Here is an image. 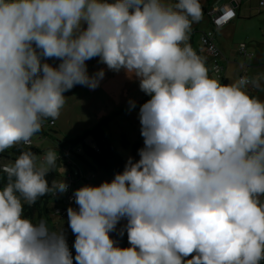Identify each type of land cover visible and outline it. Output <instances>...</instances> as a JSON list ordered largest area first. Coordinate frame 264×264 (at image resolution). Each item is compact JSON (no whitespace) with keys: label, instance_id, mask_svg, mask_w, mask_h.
<instances>
[{"label":"clouds","instance_id":"clouds-1","mask_svg":"<svg viewBox=\"0 0 264 264\" xmlns=\"http://www.w3.org/2000/svg\"><path fill=\"white\" fill-rule=\"evenodd\" d=\"M201 17L200 0H0V153L31 146L59 118L66 91L99 86L104 70L90 76L86 64L94 57L151 97L139 111L140 159L74 192L75 257L62 230L24 215L25 204L67 191L46 179L57 151L22 150L0 164V264L264 260V101L249 91L264 90V73L230 84L210 77L188 43ZM122 218L127 248L110 237Z\"/></svg>","mask_w":264,"mask_h":264},{"label":"rangeland","instance_id":"rangeland-1","mask_svg":"<svg viewBox=\"0 0 264 264\" xmlns=\"http://www.w3.org/2000/svg\"><path fill=\"white\" fill-rule=\"evenodd\" d=\"M203 6L211 5L216 0H200ZM244 1V0H243ZM114 2V1H112ZM172 3L174 0H166ZM247 7L253 8V11H258L257 0H250L242 2V9ZM257 17L244 19L238 23L237 27L231 30L230 36H226L225 42L218 39V33H215V41H218L225 59L230 63L224 73V78L227 84L234 82L242 75H255L264 73V46L257 45V41L264 43V17L263 14H256ZM241 20V19H237ZM86 28V24L83 25ZM251 37V38H249ZM244 43L247 51L252 53L253 58L250 61H245L250 69L249 74L244 73L243 60L236 55L237 45ZM199 44L197 51L199 50ZM234 53H232V51ZM261 51L262 54H261ZM260 54V60H254L255 55ZM256 55V56H257ZM45 62L56 67L61 62L58 59H48ZM89 75H93L99 70H104V76L99 82V86L95 89H90L87 86L76 85L71 90L64 93L66 102L61 109L58 119L53 121L54 125H48L47 121L43 126L45 135H34L32 137V146L40 151L42 155L49 148L57 151L59 161L57 173L60 178L56 181H61L65 174L70 170L75 169L74 166L67 165L68 159L65 154L68 149V142L80 136L85 130L92 128L101 121H105L102 128L109 137L110 142L121 157L124 168L119 173H122L128 162L129 157L133 161L140 159L139 150L144 147V138L141 135V124L139 119V111L141 105L147 102L151 97L141 91L139 87V80L137 78L129 77L124 70L119 72L111 71L107 66L100 62L99 57H94L86 61ZM246 68V69H247ZM209 76L216 78L209 69ZM218 79V78H216ZM220 82V79H218ZM250 94L258 97L264 101V90L249 89ZM134 102V103H133ZM126 136L128 145L123 146L120 143V135ZM137 142L136 147H134ZM80 147V144L78 145ZM60 150V151H59ZM9 158H2L0 163H10ZM73 162L80 167L85 181L80 182V188L85 185L99 186L104 182H111L116 174H106L103 171H91L79 159L70 155ZM41 219L48 223L51 230L59 231L63 221L53 215H42L38 218L37 215L32 217L33 223H38ZM127 225V218H122L116 225L113 232L120 233ZM63 231V230H62ZM117 241L116 239H113Z\"/></svg>","mask_w":264,"mask_h":264},{"label":"trees","instance_id":"trees-1","mask_svg":"<svg viewBox=\"0 0 264 264\" xmlns=\"http://www.w3.org/2000/svg\"><path fill=\"white\" fill-rule=\"evenodd\" d=\"M201 8H202V15L207 13L206 7L203 6L202 4H201ZM191 37L192 34L189 35V39H191ZM49 121H51V119L47 120V123ZM104 122L105 121L99 122L98 124L94 125L92 128L85 130L80 136L68 142L69 147L67 149L68 155L66 156V159L70 161L71 163V165H69L70 167L74 166L76 169L79 170L80 174L77 177L78 179L76 182L77 184H80V182H83L85 180L82 177L83 174L82 171L80 170V167L77 166L75 162H73L70 155L81 160L86 165V167L93 172L103 171L106 174H118L124 168V163L121 157L115 150L114 146L110 142L109 137L106 135V133L102 128ZM36 135H45L44 128L42 127L41 131ZM120 143L123 146L128 145L126 136L124 134L120 135ZM79 144L80 147L78 146ZM136 145L137 142H135L134 147H136ZM77 148H79L81 152H77L76 151ZM22 150L25 151L31 150L32 152L38 155L40 154V151L33 146L26 147L24 145H19L14 148L6 149L4 152L0 153V160L2 158H9V155L11 154L10 159L12 160V162H14V160ZM60 160H62L61 157H59V159L57 160V168L59 167ZM57 168L55 171L49 172L46 176V179L48 180L50 185L53 182V180H56V178H60V175L57 173ZM6 182H7L6 174L0 172V189H2V187ZM77 189L79 188L76 187L74 190L76 191ZM52 198H53V194H46L45 196L40 197L36 201V203L32 206H28L27 204H25L24 215L30 219H32L34 215H37L38 218L42 217V215H49V214L55 216L54 203L52 201ZM123 232H124L123 236H121L119 232L118 233L111 232L110 237L112 239L117 240V246L121 248L130 247L131 245L129 244L127 238L126 228L123 229ZM75 254L76 253L72 254V256L75 257ZM73 264H76L75 259H73Z\"/></svg>","mask_w":264,"mask_h":264},{"label":"built area","instance_id":"built-area-1","mask_svg":"<svg viewBox=\"0 0 264 264\" xmlns=\"http://www.w3.org/2000/svg\"><path fill=\"white\" fill-rule=\"evenodd\" d=\"M257 6L259 13L263 14L264 17V0H257ZM207 14L210 16L213 30H207L200 34L198 54L211 58L215 64V72L220 74L222 71V67L218 65L217 60L220 58L221 53L214 42V30L226 25L236 15L235 12L232 10L231 5L228 2H222L216 8L207 11ZM236 52L238 56L243 59L250 58L253 55L252 53L247 51L246 46L244 44L237 45ZM48 124L51 126L54 125L52 120L49 121ZM26 147H30V146H26ZM76 151L81 152L79 148H77ZM67 155L68 154L66 152L65 158ZM67 165H71L69 160L67 162ZM79 174H80L79 170L76 168L66 173L65 177L61 178V180H64L67 183L68 185L67 191L64 193H55L53 194V198H52V201L54 203V214L63 221V224L61 225L62 226L61 229L63 230L66 236L68 248L71 251V254L75 253L74 242L76 237L73 234L71 228L68 226L67 209L69 207H72L73 209H78L79 207L75 203V197H74V192H75L74 189L76 187L80 188V184L76 183ZM261 199L264 200V197H262ZM259 264H264V260H261Z\"/></svg>","mask_w":264,"mask_h":264},{"label":"crops","instance_id":"crops-1","mask_svg":"<svg viewBox=\"0 0 264 264\" xmlns=\"http://www.w3.org/2000/svg\"><path fill=\"white\" fill-rule=\"evenodd\" d=\"M112 1H114V0H110V2H112ZM244 1H250V0H244ZM244 1L243 0H216L213 4L206 6V10L209 11L210 9L216 8L222 2H228L231 5L232 10L235 12V15H236L226 25L214 30V37H215V33H218V39L225 42L226 36H228V37L230 36V33H232L231 30L234 29L235 27H237V25H238V23H240V21L244 20L245 18L249 19L251 17H257L256 14L258 15V12H256V11L254 12L253 8H251V7H247L245 9L241 8L242 2H244ZM233 2H236V5L235 4L233 5ZM237 19H241V20H237ZM207 30H213V26H212V23L210 20V16L207 13H205L202 15V17L198 23H194L192 25V30L190 33V34H192V37H191V39L188 40V43L191 45V47L197 53V55L200 56L204 60L205 65L209 69V71L212 74L216 75V78L220 79V83L221 84H227V80L224 78V73H225V70L227 69V65H229L230 63L225 59L224 52H223L219 42L215 41V38H214V42L217 45V48L219 49V51L221 53L220 58L217 60L218 65L222 67V71L220 74L215 72V64L211 58H208V57H205V56L198 54L197 47L199 44V41H198L199 40V34L202 32H205ZM249 38H251V37H249ZM255 40L257 42V45H254V46H264V43L257 41V39H255ZM240 44H244V43H240ZM262 52L263 51H261V54H262ZM232 53H233V51H232ZM234 53H235V51H234ZM236 55L238 56L237 52H236ZM256 55H257V53H256ZM256 55H255L254 60H260V57L262 55L261 56H260V54H258L257 56ZM252 58H253V56H251L250 58H245V59L241 58L243 60L244 73L249 74L251 68L245 64V61L248 60V61H250V64H251V61H253V60H251ZM247 67H249L250 69Z\"/></svg>","mask_w":264,"mask_h":264},{"label":"water","instance_id":"water-1","mask_svg":"<svg viewBox=\"0 0 264 264\" xmlns=\"http://www.w3.org/2000/svg\"><path fill=\"white\" fill-rule=\"evenodd\" d=\"M234 4L236 5V2H233V5H234Z\"/></svg>","mask_w":264,"mask_h":264}]
</instances>
